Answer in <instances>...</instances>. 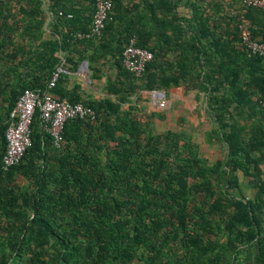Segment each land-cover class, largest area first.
<instances>
[{
	"label": "trees",
	"instance_id": "trees-1",
	"mask_svg": "<svg viewBox=\"0 0 264 264\" xmlns=\"http://www.w3.org/2000/svg\"><path fill=\"white\" fill-rule=\"evenodd\" d=\"M94 2L0 0V264H264V57L240 37L264 43V11L113 0L102 34L77 39ZM130 38L151 54L140 77L121 61ZM60 58L70 74L87 62L104 95L68 74L48 92L95 121H66L57 147L35 110L30 146L2 172L10 110L24 90H46ZM177 89L203 98L213 127L200 141L184 117L158 130L166 114L133 101Z\"/></svg>",
	"mask_w": 264,
	"mask_h": 264
},
{
	"label": "built area",
	"instance_id": "built-area-1",
	"mask_svg": "<svg viewBox=\"0 0 264 264\" xmlns=\"http://www.w3.org/2000/svg\"><path fill=\"white\" fill-rule=\"evenodd\" d=\"M94 12L87 32L77 33V39H93L102 34L105 23L109 19V12L113 0H94ZM247 7L264 11V0H242ZM240 37L244 46L251 54L264 57V43H257L250 39L247 30L240 27ZM58 57H61L58 55ZM61 64L52 72L46 90H24L16 99L8 115V124L4 131L5 150L1 157V171L7 172L9 168L17 165L31 143L30 125L35 110L39 112L41 129L49 134L57 147L62 141V130L66 121L73 119H88L95 121L94 111L81 103L71 104L65 99H57L48 91L53 89L62 74L68 72ZM151 54L135 45V39L130 38L125 45L121 61L128 72L135 77H140L146 64L150 61ZM47 91V92H46ZM165 101H160L158 107L162 108ZM264 108V100L260 102Z\"/></svg>",
	"mask_w": 264,
	"mask_h": 264
},
{
	"label": "crops",
	"instance_id": "crops-1",
	"mask_svg": "<svg viewBox=\"0 0 264 264\" xmlns=\"http://www.w3.org/2000/svg\"><path fill=\"white\" fill-rule=\"evenodd\" d=\"M87 63V62H86ZM83 62L81 63L78 71L74 74L67 73L70 75V86H73L75 84H79L82 89L84 90V93L89 94L90 97L93 98H100L104 95V91L102 90V81L97 82L94 85H91V81L89 79V73L87 70H85L82 67ZM114 73L112 72V75ZM179 93L180 95H177ZM185 96V99H182L180 96ZM166 99L169 100L167 103V109H172V107H176L178 105V108H180L181 111L177 112L175 111L174 116V122L176 121L177 116H182L187 121L188 119V131L193 134H200L199 132H204L206 129H211L213 127V124L211 121H209L208 116L205 112V103L203 101V98L200 97L198 100V97L196 93L194 92H188L187 95L183 94L182 89H177L173 94L170 95V97L166 98L163 91H152V92H146L142 91L139 93L138 97H134L133 101L134 103H137V107L140 109H144L146 112H163L162 108L158 107V103L160 101H165ZM67 101V100H66ZM173 102V103H172ZM176 105H175V103ZM183 112L188 114V117L183 116ZM248 115L244 114L243 119H247ZM167 122V120L164 119L163 122ZM162 122V123H163ZM161 123V124H162ZM161 124H158L160 126ZM241 124V123H240ZM260 171L262 178L264 179V166H260ZM240 180L246 182L248 179H244L239 175ZM249 181V180H248ZM247 194L253 193L250 189L245 191Z\"/></svg>",
	"mask_w": 264,
	"mask_h": 264
},
{
	"label": "rangeland",
	"instance_id": "rangeland-1",
	"mask_svg": "<svg viewBox=\"0 0 264 264\" xmlns=\"http://www.w3.org/2000/svg\"><path fill=\"white\" fill-rule=\"evenodd\" d=\"M179 90V89H178ZM177 95H180L179 93H177ZM182 99H185V96H180ZM169 100H167L166 99V104L164 105V107L162 108V109H160V110H162L165 114H166V120H167V122L165 121V122H163L160 126H158V130H165V129H176V125H175V122H174V117H173V115H172V112H171V109H167V102H168ZM173 103V102H172ZM175 103V102H174ZM175 105H176V103H175ZM177 112H179V111H181L180 110V108H178V105L174 108ZM184 114H183V116H185V117H188V114L187 113H185V112H183ZM187 121H188V119H187ZM165 128V129H164ZM187 131H188V128L186 129ZM198 135V134H197ZM195 136H196V134H195ZM198 140L197 141H200V139H199V135H198V137H196Z\"/></svg>",
	"mask_w": 264,
	"mask_h": 264
},
{
	"label": "water",
	"instance_id": "water-1",
	"mask_svg": "<svg viewBox=\"0 0 264 264\" xmlns=\"http://www.w3.org/2000/svg\"><path fill=\"white\" fill-rule=\"evenodd\" d=\"M82 67H83L85 70H87V63H86V62H83Z\"/></svg>",
	"mask_w": 264,
	"mask_h": 264
}]
</instances>
